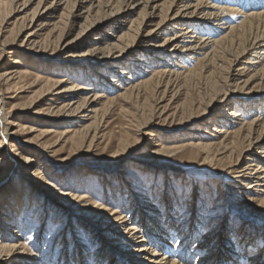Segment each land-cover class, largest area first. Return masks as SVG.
I'll list each match as a JSON object with an SVG mask.
<instances>
[{"label":"bare ground","instance_id":"bare-ground-1","mask_svg":"<svg viewBox=\"0 0 264 264\" xmlns=\"http://www.w3.org/2000/svg\"><path fill=\"white\" fill-rule=\"evenodd\" d=\"M244 1L0 0V9L4 7L8 10L0 27L6 25L10 17L22 15L17 19L21 22L19 36L23 38L18 48L0 41V53L18 55L21 47L35 49L40 45L38 38L45 31L49 35L58 32L54 51L81 50L90 35L88 47L79 55L88 58L92 67L97 68L89 73V87L78 89L65 88L64 81L36 75L35 80L41 82L40 97L49 96L50 102L57 105L38 112V115H44L40 118L52 125L68 121L51 144L45 140L52 134L50 130L42 131L35 125L27 128L21 121L15 124L11 121L12 114L6 108L7 100L14 97L7 95L12 94L11 85L17 86V82L26 75L17 71L14 65L19 62L12 59L13 65L5 74V79L0 76L3 82L0 83V164L9 161L15 167L22 159L25 164L31 165V158L37 157L38 167L23 175L36 187L47 186L42 191L50 195L52 186L43 180L41 173V169L48 165L49 153H54L50 150L58 143H70L74 151H90L96 147L101 137L91 131L90 125H94L95 121L83 124L94 118L96 120L101 110L97 109V105L103 107V104L120 102L154 83L156 93L152 116L140 124L137 135L156 138L153 122L169 119L165 115L169 111V103L175 99L173 89L200 74L210 92L207 95L208 107L217 108L219 114L210 122L199 125L194 132L196 135H191L189 142L172 147L155 144L151 152L154 156L166 157L183 153L185 149L192 150L203 163L222 169L220 174H212V177L220 182L226 193V203L238 196L242 199L241 207L254 206L247 212L232 208L231 213L238 214L241 220L236 225L237 229L232 226L230 230H225V217L220 213L200 221L205 207L201 205L202 201L208 205L204 200L207 194L201 197L202 201L197 196L194 201L192 198L191 203H186L184 212L178 215L176 212L181 206V197L174 198V193L178 192L169 188L161 187L160 195L153 199L152 188L148 194L133 181L126 182L125 186L102 181L105 186L102 195L104 204L91 203L87 196L79 197L71 191L59 189L53 196L55 202L81 223L67 227L68 221L55 215L57 208L54 209L50 202L49 221L45 219L47 212H42L36 204L30 214L33 225L30 241L34 247H42L40 235L53 224L55 230L48 235L42 258L33 260L31 257L35 256L21 234L29 215L22 200H29V208V204L32 201L35 203L39 197L26 194L23 198L17 177L12 184L13 200L4 196L5 191L0 192V264H57V261L62 264H69L70 261L103 264L107 258L108 264H218L217 257L224 260L223 264L264 262V250H256L257 240L263 239L264 242V229L259 232L262 235L253 232L247 235L242 228L258 221H262L264 226V104L255 109V106L240 102L239 95H235L251 85L264 87V0ZM62 21L64 25H59V32L56 23ZM139 49L143 51L136 55ZM183 61L190 65L193 63V66H184ZM210 67L212 72H209ZM222 70L226 72L217 87L210 89L208 83L212 75ZM81 90L84 94L78 93ZM103 99L105 103L100 104ZM165 101L167 104L159 107ZM180 113L193 115L185 109ZM246 116H250L249 121H246ZM193 118L187 117L186 121ZM16 143L23 146L20 153L14 149ZM27 154L32 157H26ZM35 177L38 183H33L32 178ZM227 180L232 182L233 187L226 184ZM67 201L69 205H66ZM219 201L224 202L220 194L209 208L210 215L219 210ZM110 203H118L117 207H122V212L112 210L108 207ZM43 204L42 200L39 205ZM126 210H129V216L125 215ZM82 211L83 215L79 213ZM13 227L16 230L12 231ZM67 230L69 235L65 233ZM78 236H85L87 243L78 240ZM234 237L238 238V247L233 244ZM175 239L177 242L173 244ZM191 242L192 252L186 256L185 249ZM95 245L97 248L92 255H86ZM53 251H56L55 260L50 263Z\"/></svg>","mask_w":264,"mask_h":264},{"label":"rangeland","instance_id":"rangeland-1","mask_svg":"<svg viewBox=\"0 0 264 264\" xmlns=\"http://www.w3.org/2000/svg\"><path fill=\"white\" fill-rule=\"evenodd\" d=\"M239 1L241 3L244 0ZM245 1L249 3L253 0ZM7 11L8 10L4 7L0 9V23L6 18ZM21 16L22 15L10 17V19L6 20V25L0 27V41L7 42L18 48L23 39L19 36V29L21 27L19 23L21 22H19L18 19ZM230 20L234 21L232 19ZM57 25L59 28L58 31L60 32V27L64 25V22H58L56 23V26ZM57 34L58 32L54 35H49L48 31L42 32L38 38L40 44L39 47H36L35 49L21 47L18 55L0 53V76L3 79H5L4 76L7 74L10 66L13 65L12 59L19 62L14 65V67L17 68V71L22 74H26L23 76L24 78L22 80L18 82L16 81L17 86L11 85V87H13L12 94L7 95V97H14L13 99L7 100L8 105L6 109L12 114L11 121L14 124L21 121L20 123L25 125L27 128L35 125L42 131L44 129L50 130L52 134L46 137L45 140H48V143L51 144L56 141L57 134H59L67 126L66 123L68 121H61L58 125H52L50 122H48L49 124L44 123L46 120L40 118V116L44 115H38V112H43V110L45 111L48 107H54L57 105H53L50 102L51 97L49 96L40 97L39 91H41V82L35 80L36 75H41L43 78H54V81H64L63 87H76V89H78L79 87H89V83L87 82L90 76L89 73L97 69L96 66L92 67L88 58L85 59L79 55V53H82L88 47L87 43L91 37L90 35L87 36L84 44L80 47L81 50L72 49L70 51L58 52L54 51L56 47L55 36ZM136 44H138V47L141 46L139 45L140 43ZM142 51L143 49H139L135 54L138 55ZM128 59L130 58H126V60ZM181 63L184 66L186 64V66L190 68L193 66V63L190 65V63H187L186 61ZM210 68L209 72H212L213 68ZM225 72V70H222L212 75L210 83H208V87L210 89H212L213 86L217 87L219 83L218 81L222 79V74L224 75ZM198 73L199 72H197V74ZM0 83L3 82L0 81ZM203 83L202 76L198 74L194 77H190L187 81L176 85V89H173V93L176 94L175 99H173V102L169 103V111L167 115H165V117L169 116V119L166 121L153 122V128L157 134L156 138L141 137L137 135V130L140 124L148 121L152 116L151 114L156 93L154 92V83L146 87H142L139 92L130 97L124 98V100H121L120 102L116 101L112 104H103L106 101L103 99L100 104H103L104 108L102 105L96 106L97 109L103 110H100V114L96 117V120L94 118L93 120L83 124L89 125L95 121L94 125H90L91 131L92 133L96 132L99 138L101 137L96 143V147L90 151H87L86 149L74 151V148H71L70 143H58V145H55L50 150L51 152L54 151L55 155L54 153H49L50 157L47 158L48 165H45V169H41L43 180L52 186L50 195H46L44 191H42L46 190L47 186L42 185L36 187L35 185H32V182L27 180L23 175L32 172L38 167L36 163L37 157L31 158V154L25 155L26 157L33 159L31 165L25 164L22 159L17 161V165L15 167L9 161L0 164V192L5 191V197H9V199L13 200L12 184L17 177L20 182L19 188L23 198L26 197V194H33V196L39 197L38 200H35V203L32 201V203L29 204V208L27 205L29 200H26L25 198L22 200L29 210L27 211L29 218L27 217L26 228L21 232V234L26 238V241L24 242L27 244V247L31 249L30 252H33V256H35L31 257L33 260L39 259L40 257L42 258V253L44 252L43 246L48 240V235L55 230V224H53L50 229H47L48 231L46 230L40 235L43 239V241L40 240L42 242V247H34V243L30 241V235L33 232L30 214L34 212L35 205L38 204L42 212H47L45 214V219H49L50 221V202L54 209L55 207L57 208L58 213L55 215L62 216V219L65 221L67 220V227H70L76 222H81L79 219L70 214V212L63 210L62 206L55 202L53 196L55 195L56 190L60 189L64 192L71 191V193L79 197L82 195L87 196V198H85L90 200L91 203L96 202L104 204L105 202L103 201L102 195L105 193V186L101 183L102 181H107L108 184L111 183L112 185H118V183L123 184L122 186H125L124 184H126V182L130 183L133 181L135 184L138 183L142 190H147V193L150 188H152L151 191L154 193L153 199L158 198L161 187H164V189L169 188L173 191L175 190L178 194L174 193L173 197H181V206L178 208V212H176L178 215H181L182 212H184V208L187 207L186 203H191L192 198L194 201L196 196L201 199V197H204L205 194H207L206 198H204V200H207L208 202L207 206L204 205L205 203H203L201 199V205L205 207L202 209L200 217L201 220H199L203 222L205 218L220 213L221 216L225 217V224L223 225L225 230H230L232 226L234 229L237 227L236 225L239 223V220H241V217L236 213L232 214L231 209H244V211L247 212L249 210H253L254 206L241 207L242 199L238 196L230 198L231 202L229 199L228 203L225 202V200H227L226 193H224L223 188L220 187V182L216 178L212 177V174H220V172H222L220 166L215 167L213 165L203 163V160L200 159L201 157L196 158L194 155L195 152L190 149H185L183 153L169 155L166 157L154 156L151 152L155 144L172 147L189 142L190 136L196 135L194 132L199 125L210 122L212 118L219 114L217 108L208 107L207 103L209 98L207 95L210 92L207 89V83L205 85ZM177 86H180L179 89ZM252 86L253 85L249 86L247 89L237 91L235 95L236 97L239 95L238 99L240 102L246 104L247 106H255L254 108L256 109L260 106V104H264V87L259 85L253 86L252 88ZM83 92L84 91L82 90L78 91V93L84 94ZM170 96L171 94H169V100ZM166 102L167 101L162 103L159 107L167 104ZM184 109L188 110V114L193 113V115H181L182 113L180 112H183ZM250 116H246V121H249ZM187 117L194 118L191 121H186ZM23 137L24 136H21V138ZM14 149L20 153L23 150V146L16 143ZM32 181L33 183H38L36 182V177L32 178ZM226 184L233 187L231 186L233 184L230 180H227ZM241 190H244V188ZM52 192L54 193L53 195ZM218 194H220V198L224 202L222 203L219 201V210L210 215L209 208L213 205L212 202L216 201ZM42 200L44 202V206L39 205L42 204ZM67 203L68 204L66 205L70 204L68 201ZM117 206L118 203H110V206L108 207L112 210L117 209L119 210V213H121L122 207L118 208ZM79 213L83 215L84 211ZM125 215H130L129 210H126ZM251 226L253 227V230L250 231ZM242 228L245 230V234L247 235L252 232L253 234L255 233V235H258L261 234L259 232L264 229V226L262 221H258L250 222ZM13 230H16V228L14 229L13 227L12 231ZM68 232L69 230L65 233L68 234ZM77 239L83 240L85 244L87 243L85 236L82 238L78 236ZM232 239L234 241L233 244L238 247V238L234 237ZM175 242H177L176 239L173 240V244H175ZM192 243L193 242L187 245L185 249L186 256L192 252ZM257 243L258 249L256 250H264L263 239H259V241L257 240ZM96 248L97 245L92 246L87 251L86 255H92L91 253H93ZM126 251L127 250H125V252ZM53 254L50 256V260L52 261L50 263H53L55 260L56 251H53ZM235 254H238V252ZM217 259L218 264H223L224 260L220 257H217ZM57 262V264H62L60 261ZM87 262H90V260ZM108 262L109 258L105 259L103 264H108ZM70 263L79 264L77 261H70ZM89 264H92V262ZM95 264L97 263L95 262ZM262 264H264V262Z\"/></svg>","mask_w":264,"mask_h":264}]
</instances>
